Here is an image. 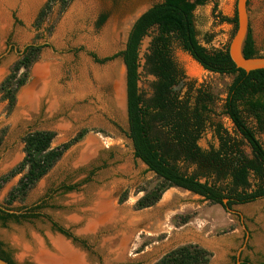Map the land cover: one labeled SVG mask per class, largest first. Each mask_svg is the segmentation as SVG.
Here are the masks:
<instances>
[{
	"label": "rangeland",
	"instance_id": "1",
	"mask_svg": "<svg viewBox=\"0 0 264 264\" xmlns=\"http://www.w3.org/2000/svg\"><path fill=\"white\" fill-rule=\"evenodd\" d=\"M47 1L12 0L2 5L0 84L27 44L41 45L42 49L30 68L27 83L17 92L11 111L0 94V178L22 161V139L26 134L53 132V148L71 141L82 131L86 134L62 155L23 201L6 204L9 192L21 175L0 185V206L13 214L43 207L39 212L43 218L0 224V242L11 262L35 264L30 254L22 253V246L35 250L36 241L46 252L56 255L51 240L58 238L84 264H155L177 247L189 244L209 251L212 254L209 264L242 261L264 264V198L234 206L230 213L219 205L172 188L155 206L135 211L136 202L158 181L134 158L126 136V73L122 60L96 63L93 57L103 61L119 54L135 18L163 0H70L64 10L57 2L53 3L45 22L35 27V19ZM204 1L193 13L197 41L208 52L223 50L228 47L235 26L222 19L234 18L237 0ZM102 16L105 21L99 25ZM248 20L255 51L264 56V0H248ZM154 36L155 31H149L139 48L138 89L145 100L152 95L155 81L143 69L144 57ZM172 56L186 77L175 90L181 95L190 86L192 95L197 89L207 90L214 97L209 107V122L221 125L240 141L223 108L233 77L204 71L176 46ZM41 66L51 70L48 81L55 92L51 93L53 97L50 93L39 94L42 85L36 81L34 70ZM30 91L34 98L21 104V96ZM117 96L120 108L114 103ZM52 99L56 106L51 109ZM244 119L264 148V134L258 131L256 121L247 115ZM89 139L93 142V152L84 162H79L77 151ZM199 146L204 150L217 147L210 128L203 134ZM242 149L250 156L244 142ZM182 170L190 173L193 168L182 167ZM67 187L74 189L67 192ZM104 193L109 195L107 201L116 215L110 223H96L99 213L94 204ZM120 199L124 202L120 203ZM182 217L189 218L187 224L179 225L177 218ZM45 218L83 242L84 249L61 238ZM91 224L95 225L89 231Z\"/></svg>",
	"mask_w": 264,
	"mask_h": 264
},
{
	"label": "trees",
	"instance_id": "2",
	"mask_svg": "<svg viewBox=\"0 0 264 264\" xmlns=\"http://www.w3.org/2000/svg\"><path fill=\"white\" fill-rule=\"evenodd\" d=\"M70 0H48L39 11L34 25L40 27L46 20L53 3L65 9ZM204 0H163L143 13L132 25L124 49L103 63L120 58L125 67L126 109L128 132L133 155L152 173L158 183L135 204V211L155 206L162 195L175 188L219 205L223 209L247 205L264 198V148L256 133L247 125L244 115L256 121L257 129L264 134V70L246 73L231 62L227 47L208 52L197 41L193 13L203 6ZM223 22L235 26L232 20ZM105 21L102 16L99 25ZM155 31L148 52L144 57V71L154 78L152 95L145 100L139 93V48L149 31ZM178 47L204 71L232 76L224 100V115L232 123L235 133L231 137L221 125L211 124L208 115L214 97L205 89L193 87L181 95L175 89L186 79L183 70L173 59V48ZM42 46H28L20 59L10 69L9 75L0 84L2 100L11 111L16 103L17 92L27 83L29 71ZM245 58L264 57L257 55L253 39L248 31L243 46ZM210 128L217 140L216 148L204 150L199 146L205 131ZM85 131L71 141L53 148L55 134L51 131H35L23 139V159L10 172L0 178L3 185L21 175L16 186L9 192L6 204L23 201L29 191L55 166L62 155L82 140ZM0 137V144H1ZM243 142L250 149V156L243 151ZM182 167L193 168L190 173ZM73 187H67V192ZM226 200V204L223 201ZM120 203L124 199L119 200ZM37 206L21 215L10 214L0 209V224L20 223L43 218ZM48 219V218H45ZM179 225L188 223V217L177 218ZM52 230L73 243L81 244L68 231L52 222ZM145 246H143L144 248ZM141 248V251L142 249ZM212 254L198 245H184L164 255L155 264H209ZM0 259L13 264L0 242Z\"/></svg>",
	"mask_w": 264,
	"mask_h": 264
},
{
	"label": "bare ground",
	"instance_id": "3",
	"mask_svg": "<svg viewBox=\"0 0 264 264\" xmlns=\"http://www.w3.org/2000/svg\"><path fill=\"white\" fill-rule=\"evenodd\" d=\"M10 1H12V0H0V17L2 16V11H1L2 5L5 3H8ZM68 19H70V17H68L67 20ZM50 75H51V70L48 66L37 67L34 70V76L36 78V81L41 82V85H42L41 91L39 92V94L44 95L46 93H50V94L55 93L52 90V87L50 86V81H48V78ZM115 89H116L115 90V93H116L117 92V86ZM52 94H51V96L53 97ZM34 96L35 95H32L31 91L26 92L20 98L21 104L24 101L25 102L31 101L30 99H33ZM118 98H119L118 96H117V98L115 97L114 103H116L117 107L120 108L121 106H120V103H118V101H119ZM52 100H53V103H51V106H50L51 109L53 108V106L55 104L54 99H52ZM55 106H56V104H55ZM92 148H93V142L89 139L88 141L85 142V145L80 147L79 151H77V157H76L77 160L79 162H84L90 156V154L93 152ZM107 197H109V195L107 193L100 194L98 196V199H97L98 202L94 204L95 210L99 213V216L97 217V221H95L96 223H108V222L110 223V221H112L115 218V215H116L115 210L110 205V202L107 201ZM94 225L95 224L89 225L88 230L90 231ZM51 241H52V245L54 247V250L56 252V255H54V253L50 254V253L46 252L43 249L42 245L38 241H36V245L34 247L35 250L30 249L26 246H22V253L24 252V254H25V252H27L28 254H30L32 257V260L34 261L35 264H84L83 259L78 254H76L74 251H72L71 248H69L68 245L65 244L63 241H61L58 238L52 239Z\"/></svg>",
	"mask_w": 264,
	"mask_h": 264
},
{
	"label": "water",
	"instance_id": "4",
	"mask_svg": "<svg viewBox=\"0 0 264 264\" xmlns=\"http://www.w3.org/2000/svg\"><path fill=\"white\" fill-rule=\"evenodd\" d=\"M146 11L140 13L135 18L132 25ZM235 19H236L235 30H234L233 36L231 38V41L227 47V52H228V55H229L231 62L234 64V66L237 69L242 70L246 73L258 71V70H264V57H255V58H249L248 59V58H245L243 55V46H244V42L247 38L248 31H249L248 0H237L236 1ZM44 44H47V43H44ZM28 46H41V45L27 44L23 48L22 51L24 52L25 48ZM125 95H126V82H125ZM223 204L224 205L226 204V200L223 201ZM0 209L4 212L13 214V212L8 211V210L2 208L1 206H0ZM224 210L226 212L233 213L230 209L224 208ZM59 236L63 239H66L65 237H63L60 234H59ZM68 241L71 245L74 244L72 240H68ZM0 264H8V263L0 259ZM237 264H239V263H237Z\"/></svg>",
	"mask_w": 264,
	"mask_h": 264
},
{
	"label": "flooded vegetation",
	"instance_id": "5",
	"mask_svg": "<svg viewBox=\"0 0 264 264\" xmlns=\"http://www.w3.org/2000/svg\"><path fill=\"white\" fill-rule=\"evenodd\" d=\"M74 244H77V243H74ZM78 245L81 246L82 249H84L81 244H78ZM240 264H248V263L246 261H242Z\"/></svg>",
	"mask_w": 264,
	"mask_h": 264
}]
</instances>
